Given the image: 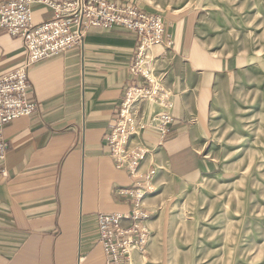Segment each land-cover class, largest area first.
Wrapping results in <instances>:
<instances>
[{
    "label": "crops",
    "instance_id": "crops-1",
    "mask_svg": "<svg viewBox=\"0 0 264 264\" xmlns=\"http://www.w3.org/2000/svg\"><path fill=\"white\" fill-rule=\"evenodd\" d=\"M106 1L161 15V40L147 53L150 77L132 71L140 35L120 24L90 25L81 46L28 69V97L37 109L3 126L0 264H104L98 213L128 215L136 202L148 215L149 236L145 245L132 249L128 264L156 259L160 252L152 251L150 240L154 245L162 238L172 197L186 182L218 169L211 147L214 97L233 82L246 59L204 47L196 32V7ZM52 15L46 5L32 6L36 23ZM23 57L20 36L0 27V72L20 65ZM130 85L157 89L153 101L132 107L135 127L127 144L148 149L136 174L117 165L105 140ZM160 111L170 116L164 133L154 125ZM129 187L140 195L122 192Z\"/></svg>",
    "mask_w": 264,
    "mask_h": 264
},
{
    "label": "rangeland",
    "instance_id": "rangeland-1",
    "mask_svg": "<svg viewBox=\"0 0 264 264\" xmlns=\"http://www.w3.org/2000/svg\"><path fill=\"white\" fill-rule=\"evenodd\" d=\"M161 1L196 7L204 47L246 62L214 97L217 171L203 186L196 185L201 176L182 185L165 212L162 238L150 240L160 256L137 264H264V0Z\"/></svg>",
    "mask_w": 264,
    "mask_h": 264
},
{
    "label": "built area",
    "instance_id": "built-area-1",
    "mask_svg": "<svg viewBox=\"0 0 264 264\" xmlns=\"http://www.w3.org/2000/svg\"><path fill=\"white\" fill-rule=\"evenodd\" d=\"M46 5L52 9L51 18L34 22L32 6ZM124 25L140 35L137 59L131 67L147 78L148 49L159 43L163 33L160 14L144 12L132 4L117 5L106 0H0V27L11 35H18L24 46V57L20 65L0 72V160L4 158L7 143L3 136L4 124L20 115L30 114L37 109V103L28 97L31 83L28 69L40 59L58 52L68 51L83 44L90 25ZM155 87L130 85L120 107L119 117L112 123L105 136L110 152L118 166H127L136 174L140 161L147 154L144 145L128 146L129 136L135 127L132 107L135 104L153 101ZM170 116L160 111L154 116V125L161 133ZM122 192L138 197L139 191L129 187ZM129 219L122 224L121 219ZM148 215L136 202L128 215L119 212L98 213V239L105 252L104 264H128L133 245L137 247L147 241L145 227Z\"/></svg>",
    "mask_w": 264,
    "mask_h": 264
},
{
    "label": "bare ground",
    "instance_id": "bare-ground-1",
    "mask_svg": "<svg viewBox=\"0 0 264 264\" xmlns=\"http://www.w3.org/2000/svg\"><path fill=\"white\" fill-rule=\"evenodd\" d=\"M146 71L150 74L151 72H150V68L149 67H147V69H146ZM206 175H204V176H202L201 177V179H199V180H197L196 181V185L197 186H203L204 184H205V181H206V177H205ZM173 220H175V219H173ZM180 222V221H179ZM134 248H137V246L136 245H133L132 246V249H134ZM129 258H130V256H129ZM134 263V262H133ZM136 263V262H135Z\"/></svg>",
    "mask_w": 264,
    "mask_h": 264
}]
</instances>
